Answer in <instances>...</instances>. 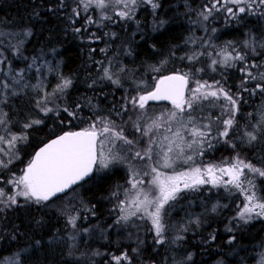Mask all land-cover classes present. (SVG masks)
Returning a JSON list of instances; mask_svg holds the SVG:
<instances>
[{
	"label": "trees",
	"instance_id": "1",
	"mask_svg": "<svg viewBox=\"0 0 264 264\" xmlns=\"http://www.w3.org/2000/svg\"><path fill=\"white\" fill-rule=\"evenodd\" d=\"M157 1L161 6L155 13L153 9L147 10L141 4L140 9L138 8L139 12L131 20L117 18L119 20H113L114 22L105 20L102 24H89L87 23V17L90 16L88 11L85 14L80 12V15L76 17L73 14V9L78 6V0H63V4L61 0H0V32L29 31L31 33L22 46L24 57L31 58L42 54L50 60L51 52H53V61H59L60 75L72 80L67 99L71 109L77 113L75 118H69L67 113H63L60 116L61 121L55 120L54 116L43 118L37 112L36 102L41 96L36 91L27 88L9 96L3 106L6 121L8 120L11 124L13 133L27 134L26 140L17 143L20 159L11 165L10 172L18 174V168L22 171L31 160L34 151L56 134L86 128L91 121L89 119H95L94 116L97 115L111 114V117H115L125 97L122 92L124 85L121 83L120 86H116L111 81L102 79L98 81L102 63L106 62L111 54L115 56L112 47L118 45V47L126 48L127 55L122 60L128 70L127 75H133L135 82L144 78L149 79L147 78L149 75L144 76L142 72L153 65L164 64L161 66L160 75L178 71L180 64L176 57L187 51L186 42L191 34L188 22L175 17V8L173 14L172 6L177 4L178 11L183 13L188 4L195 5L196 0ZM202 2L203 5L208 3L199 0L198 8ZM198 8H192L193 14L198 12ZM91 14L94 21L100 19L98 14L94 12ZM151 20L154 22L164 20L165 23L163 27H160L158 23L155 30L151 31L147 29ZM254 25L260 26L261 23L252 19H243L241 24L229 25L219 30L216 39L219 42H240L247 31H253L258 37L261 36L262 34L255 32ZM75 29L80 31L77 32ZM142 30L148 31L141 33ZM132 33L133 36H131ZM101 49L105 51L102 52ZM124 49L119 52H123ZM246 58L249 63L264 64V49L259 50L252 59L250 56ZM242 66L243 64L236 68H221L217 73L209 74L208 77L200 74L198 79L206 77L211 83L220 80L224 87L231 88L235 93L238 90L237 83L239 86L242 79L239 71ZM136 68L137 71H135ZM254 83L251 82L247 86L254 87ZM127 89L130 90V88ZM241 95L243 103L239 106L236 125L241 121L246 123L244 128L247 129V120L256 121L257 118L262 119L264 116V94L257 92L252 95L250 92H242ZM77 104L80 105L79 109L76 108ZM205 110L209 111L208 107ZM242 113L248 116L242 119ZM260 114L261 117H259ZM86 118L88 119L85 120ZM33 119H40L43 123L25 129L23 125ZM217 127L218 125H215L213 128V136L216 135ZM233 133L229 136L231 141ZM234 144L235 148H229L222 139L213 140V147L207 148L205 145L203 156L197 157L196 162L203 164L212 157L216 158L211 161L214 159L217 161L224 155L228 157L239 155L245 161L264 168V135L253 144L244 146L238 139L237 144ZM123 180H125L123 174L117 169L103 175L94 172L89 180L67 194L40 205L26 203L23 197H18V206L5 208L0 212V240L8 244L5 247L2 246L0 254L6 256L15 251L23 252L21 264H116L112 257L121 253H127L129 257L128 261H122L121 264H213L216 259H220L218 263L221 262V264L224 262L253 263L254 245L260 241L264 233L262 221L243 225L240 231L233 229L229 234L226 233L230 228L227 221L225 225H228V228L223 232L224 218L210 213L199 214L202 219L200 230L196 231L197 229L194 230L195 228L192 227L185 234V238L175 242L172 247L168 243L167 236L165 243L158 245L155 243V235L149 233L144 235L142 240L135 242L126 241L122 233L112 238V233L107 232V229L109 226H117L115 224L117 210L115 202H112L111 192L115 188L113 185ZM73 193L78 194L79 200V204L75 207H81L79 228L91 227L89 236L93 238L88 236L86 243L85 237L81 236L77 244L70 249L69 242L66 240L67 213L57 214L55 211L62 209L60 208L62 201ZM47 203L52 204V209L44 207ZM75 207H72L70 212L74 211ZM195 210L198 211V208ZM213 236L215 239H212ZM230 239L231 243H229ZM36 241H40L39 245L35 243ZM87 248L104 251L105 255H102L96 263H89L84 258H78L79 254H85L83 251ZM24 249L27 251H22ZM86 252L92 251L87 249ZM189 254H191V260L186 259ZM185 259L187 263H184Z\"/></svg>",
	"mask_w": 264,
	"mask_h": 264
},
{
	"label": "snow or ice",
	"instance_id": "2",
	"mask_svg": "<svg viewBox=\"0 0 264 264\" xmlns=\"http://www.w3.org/2000/svg\"><path fill=\"white\" fill-rule=\"evenodd\" d=\"M63 4V0H61ZM141 4L150 5L155 13L161 5L157 0H78L77 8L73 9L75 16L80 15V10L87 12L90 7H95L100 11V19L94 21L89 16L87 23L102 24L103 21H113L115 17L120 20H131L136 9ZM225 12L228 19L238 20L241 14H255L257 11L264 13V0H209L202 6L198 13L201 21H208L214 12ZM114 22V21H113ZM165 21L161 20L159 26L163 27ZM79 32L80 29H75ZM216 29L213 28L212 32ZM25 36L31 35L29 31L24 32ZM113 35H115L113 33ZM2 43V42H0ZM21 45L23 41L19 42ZM195 43V41H193ZM212 47L209 41L204 42ZM245 48H251L255 52L250 40L244 42ZM14 53H19L20 48L13 46ZM105 51V49H101ZM207 55L215 57L211 59L208 67L215 72L217 66L223 68H236L238 63L243 66L239 68L242 74L241 82L237 92L233 93L231 88L224 87L219 80L209 83L208 81L194 79L196 73L203 72V68L196 69L195 72L174 71L169 75H160L155 79L154 86L147 90L144 81L136 84V95L124 97L125 103L121 106L116 115L122 119L121 124H117L115 119L109 116H97L92 120L88 127L79 131H67L62 135L56 136L39 149L22 170L19 176L13 175L7 181L12 186L11 192L0 187V212L5 208L18 206V197H23L26 203L40 205L50 201L57 194L65 192L72 185L90 176L94 172H101L110 168L114 163H129L130 187L124 189V199H120L116 208L120 215L117 223L128 222L131 218L137 217L141 220H149L152 231L155 233V243H165L164 214L166 206H171L183 192H198L205 185L211 187H224L226 190L235 189L243 196V201L238 205V211L233 219H238L243 223L255 217H264V197H259L255 190V184L249 173L264 177V168H258L249 161H245L239 155L233 156L230 160H225L219 164L207 163L199 166L188 167L184 171L169 174L163 169H173L178 161L184 164L195 163L197 156H203L205 145L207 148L213 147V140L222 139L225 144L235 148V144L229 139L230 132L236 126V116L243 103L242 92H250L255 95L257 92L264 94V64L255 62L249 63L246 53L237 50V47L229 41L220 50L213 52L193 53L182 59L198 61L200 56ZM3 53L0 51V63H3ZM163 63V62H162ZM35 64H29L31 69ZM156 72L160 68L153 69ZM121 72L124 69H120ZM23 72V70H20ZM5 75H10L5 73ZM20 76V73L16 74ZM103 79L111 81L116 86L121 85L119 78H113V74L108 67L103 68ZM23 79H15L14 83L19 84ZM251 82L254 87L247 85ZM72 84V80L61 77L52 95L45 94L36 102V107L45 115L54 109L48 107L55 93H63ZM38 87V85L33 86ZM0 89L11 90L12 84L6 80H0ZM11 94L15 95L16 92ZM0 97L6 98V91H0ZM149 101H169L171 109H166L158 115L149 113ZM204 102L212 104L214 107L219 105L222 115L216 119L198 118L195 116L197 108ZM79 109L80 105L77 104ZM63 111L69 117L75 118L77 113L69 110L68 107ZM135 115V120L132 115ZM128 115V120H123V116ZM227 118H224V117ZM6 114L0 113V128L7 129ZM202 119H208V123H203ZM222 120V130L217 128L216 135L213 136V126L220 125ZM43 123L42 120H32L25 123V129L32 128L33 125ZM131 123L140 139H129L125 135V127ZM253 130H244L239 137L241 142L253 144L260 136L264 135V116L261 121L252 126ZM7 136V138H6ZM27 139V134L0 135V145L7 144L13 158L15 156V145L18 141ZM147 143L142 149L133 151L138 144ZM99 145V148H98ZM107 152H105V147ZM119 149V151H117ZM4 151L0 147V152ZM120 151L125 154L120 155ZM191 153V154H189ZM133 161L148 163L144 164L143 169H137L132 165ZM9 159L8 163H11ZM0 167H7V163L0 160ZM151 177L145 186L144 177ZM118 198V193H113ZM213 206V211H215ZM76 216L68 217V224L76 227ZM199 224V218L190 221ZM187 230L186 228L184 229ZM87 232L88 229H84ZM228 231H232L231 228ZM15 239V236H13ZM74 239V237H70ZM182 236H177L173 243L182 240ZM215 239V236L212 237ZM39 245L40 241L35 242ZM231 243V239L229 240ZM22 251H27L24 249ZM135 251V250H134ZM12 264H21L19 253L13 254ZM116 264L128 261L127 253L113 256ZM191 260V254L186 258Z\"/></svg>",
	"mask_w": 264,
	"mask_h": 264
},
{
	"label": "rangeland",
	"instance_id": "3",
	"mask_svg": "<svg viewBox=\"0 0 264 264\" xmlns=\"http://www.w3.org/2000/svg\"><path fill=\"white\" fill-rule=\"evenodd\" d=\"M202 1H206L209 2V0H202ZM159 3V1H157ZM199 0H196L195 5L194 4H188V7H186V10L184 9L183 13H180L178 11V5L175 4L173 5V9H172V13L174 14V8H175V12H176V16L179 19L181 18V20L188 22V28H189V33L191 34L189 36V39L185 40L186 42V52L184 53H180L178 58V64H180V67H178V71L180 72H195L196 69L199 68H203L204 71L200 72V73H196L194 79H198V77L200 76V74H203L204 76L207 75V77L209 76V74L211 73H217L221 68L220 66H217L216 71L213 72L208 65L211 62L213 57H208L207 55H203L200 56L198 61H189L187 59H182V57H187L189 55H192L193 53H199V52H213V51H219L221 47H223L225 44H227V41H223V42H219L217 41L216 37H217V33L219 32V30L228 27L229 25H233L236 26L239 23L241 24V21L243 19H252L253 21H257L260 22L261 25H254L255 26V32L257 34H262L261 36H257L253 31H247L245 32L244 38L238 42V41H231L236 47L237 50L243 51L244 53H246V56H250V58L252 59V56L256 55L257 52L262 49H264V13L257 11L255 14H241V17L238 20H230L227 17V14L223 11L221 12H214L213 15L209 18L208 21H201L198 13L202 10V6H203V2L202 5L200 4L199 8H198V3ZM197 5V6H196ZM142 7L144 6L147 10L152 9L150 5L147 4H142ZM199 9L198 12H196V14H193L194 9L192 8H197ZM139 6L136 9V13L135 15H137V13L139 12ZM157 11V9L155 10ZM178 11V12H177ZM82 14H85L86 12H84L83 10L80 11ZM91 12H94L95 14H98V17H100L101 13L99 10H97L95 7H90L88 12L89 15L91 16ZM178 13V14H177ZM192 13V14H191ZM109 14L113 15V20L114 21H118L119 19H117L118 17H115L114 13L111 12V10H109ZM134 15V16H135ZM76 17V16H75ZM73 19H75L73 17ZM72 19V20H73ZM88 19V17H87ZM159 21H150L149 25L147 26L148 30H155V27L157 26V24L160 22ZM164 21V20H163ZM139 22V20L137 21ZM147 25V24H146ZM215 28L216 31L212 32V29ZM254 28V27H252ZM249 29H251L249 27ZM148 30L145 31H141V33H145ZM131 36H133V33L131 34ZM28 36L24 35V32L22 31H12V32H0V51H2L3 53V63H0V80H6L8 83L12 84V89L11 90H3L0 89V91H6V98L4 97H0V113L5 114L4 110H3V106H4V102L6 101V99H8L9 96H13V94H11L13 91L17 93L29 88L33 91H36L38 93V95L40 94V96L42 97L45 94H49L52 95L54 93V90L57 86L58 83H60L61 81V76L60 75V71H59V61H53V52H51V56H50V60L42 54H39L41 56H36V57H24L23 53H22V46L26 43ZM246 40H250L252 43V46L255 48V52H253L251 50V48H245L244 47V42ZM23 41V44L21 45L19 42ZM193 41H195V43H193ZM205 41H209L210 44L212 45V47H209L208 45H206L204 42ZM13 46H17L20 48L19 53H14L13 50ZM180 47V46H179ZM125 47H112V50H114L115 52V56L114 55H110L106 62L102 63V70H101V74L99 75L98 81L99 80H104V81H108L106 79H103V68L104 67H108L110 69V72L113 74V78H119L121 83L124 85L123 86V90L122 92L124 93V96H128V95H136V84L140 81H144L146 86H147V90H151V87L154 86L155 83V79L158 78L161 74V66L164 64H161V66L159 65H153L152 67H150L149 69H146L143 73V75H149L147 78L149 79H140L139 81L135 82L133 79V75H127L128 70H126L125 67V63L123 62L122 59H124L126 57V48ZM124 49L123 52H119V50ZM50 50V49H49ZM48 50V51H49ZM33 58H35V64L34 66L29 69L28 65L29 64H33ZM175 58V57H173ZM55 60V59H54ZM21 63H24L22 66L20 65ZM252 63V62H251ZM242 63H238V65H241ZM124 69L123 72L120 71V69ZM155 68H160L159 72L154 71L153 69ZM20 70H23V72H20ZM138 69L136 68L135 71H137ZM209 70V71H208ZM130 72H134V71H130ZM5 73H9L10 75H5ZM20 73V76L23 77V79L21 80V82L17 85L14 83L13 78L15 79H20V76H17L16 74ZM65 78V77H63ZM52 80L50 83L49 81ZM148 80V81H147ZM202 81L206 80V77L204 79H200ZM220 81V80H219ZM223 81V80H222ZM110 82V81H109ZM209 83H211V81H208ZM129 85H126V84ZM38 85V87H33ZM128 86V87H127ZM227 86H229L227 84ZM72 85L67 88L63 93H55V95L53 96V99L50 103H48V107L53 108L54 110L50 113H48L47 115H45L43 112H41L37 107V112L38 114H40L41 116H43V118L48 117V116H54L55 120L58 119V121L60 119V116L65 113L63 111V108L68 107L69 110H72L70 107V102L67 99V93L69 90H71ZM230 87V86H229ZM237 87H238V83H237ZM127 88H130V90H128ZM125 103L124 97H123V102L121 103V106ZM218 106V107H217ZM217 106H213L212 104L208 103V102H204L203 105L199 108H197L196 112H195V116L198 118H210V119H216L217 117H220L222 115L221 113V108L219 107V105ZM208 107L209 111L205 110V108ZM121 108V107H120ZM172 106H166V105H148V111L149 113H155V114H159L160 112L166 110V109H171ZM120 110V109H119ZM119 110L117 112H119ZM205 110V111H204ZM116 112V113H117ZM115 113V117L112 116L111 118L117 119L116 123L119 125L122 123V119L120 116L116 115ZM255 113V110H254ZM131 114V113H130ZM132 115V119L135 120V115ZM98 116V115H97ZM97 116H94L95 118ZM99 116H106V115H99ZM248 115H244L242 113V119L246 118ZM77 117V115H76ZM259 117H261V114L259 115ZM70 118V117H69ZM224 118H227L226 116ZM6 119V118H5ZM88 118H86L85 120H87ZM129 116L128 115H124L123 116V120H128ZM33 120H37V119H33ZM40 120V119H39ZM89 120H94V118H90ZM64 123L66 124L67 122V117L65 116L64 119ZM90 121V122H91ZM258 121H261V118H257L256 121H252V120H247V129L248 131H252L253 125H256L258 123ZM203 123H208V119H202ZM249 122H250V126H249ZM256 122V123H255ZM246 125V123H243L241 121H239V123L236 125L235 128H233L232 132H234V136L231 138L232 139V143H236L237 144V139L239 141L240 140V136L243 134V131L245 130L244 126ZM217 126V125H216ZM88 127V124L87 126ZM126 131H125V135L128 136L129 139H133V140H139L140 136L139 133H136L135 130L132 128L131 123L124 125ZM215 127V125L213 126V128ZM246 127V126H245ZM217 128H220L222 130V120L220 125H218ZM232 132L230 134H232ZM6 133L9 134H16L13 133L11 130V124L8 122L7 120V129H3L0 128V135H5ZM213 133V132H212ZM18 135V134H17ZM7 138V136H6ZM233 138H234V142H233ZM20 141H18L17 143H19ZM17 143L15 145V149L12 150L15 153V156H18L19 158H13L8 145L7 144H3L0 145V147H2L4 149V151L0 152V160H3L4 163H7V167H0V187L5 188L6 191L11 192L12 190V186L7 184V181L12 178L13 175L19 176L22 174L21 168H18V174L16 172H10V167L12 164H15L19 161L20 159V155L19 153H17ZM147 143V140L145 139L144 143L142 144H138L135 148H133V151L137 150V149H142L145 144ZM243 145L245 146V144L247 145V143L242 142ZM226 146H228L229 148H231V146L229 144H227ZM107 147H105V152H107ZM99 148V145H98ZM117 151H119V149H117ZM35 152V151H34ZM125 153L123 151H120V155H124ZM191 154V153H189ZM233 156L236 155H232L231 157L229 156H222L221 160H217L214 159V161H211L213 158L216 157H212L211 160H209L207 163H214V164H219L225 160H230ZM199 157V156H197ZM195 158V163L189 162V164H184L182 161H178L177 164L174 166L173 169H163V171L168 172L169 174H172L173 172H180V171H184L186 168L188 167H194V166H199L202 165V163H200L199 161L196 162ZM32 158V157H31ZM228 158V159H227ZM9 159H11V163H8ZM30 162V161H29ZM148 163L147 161L144 162H140V161H133L132 165L139 169H143L144 168V164ZM207 163H203V164H207ZM258 168H263L261 166L255 165ZM120 170L121 173L123 174L125 180H123V182H119L117 184H114L113 187H115L111 194L113 195V193H118V198L116 196L113 195L112 197V202H115V208L116 205L119 203L120 199H124V189L126 187H130V185L128 184V180H129V163L127 161H125L124 163H114L110 166L109 169L101 171V172H96L98 175H103L105 173L114 171V170ZM249 176L253 178L254 180V184H255V190L257 192V195L259 197H264V177H260L258 175L255 174H251L249 173ZM151 177H144L145 179V186H147V180L150 179ZM243 196H241L237 190H235L234 188L231 190H226L224 187H216L213 188L211 187V185H205L202 186V188L200 189V191L198 192H183L180 197L172 203L171 206H166V212L164 214V223L166 226V230H165V237L167 236V238L169 239L168 243L170 244V246H173V241L175 240V238L177 236H182L183 239L185 238V234L187 232H189V230L194 227L196 231H199L201 228V222L202 219L200 218V215L206 214V213H210V214H214L217 217H222V219L224 218L225 222L223 224L224 228H223V232L226 231V229L228 228V225H225V223L228 222V224L230 225L229 227L233 230L236 231H240L242 226L247 225L249 223H253L256 221H262L264 223V217H255L254 219L248 221V223H243L242 221L238 220V219H233V217L236 216V213L238 211V205L241 204V202L243 201ZM78 194H69V196H66L64 201H62L61 203V207L62 209H56V213L57 214H62V213H67V218L65 220L66 224H67V235H66V240L69 242L68 246L71 249V247L73 245L77 244L78 239L81 236L85 237V242L87 243V239L89 236V232L91 230V227H84V228H79L80 223V217H79V211L81 209V207H75L79 204L78 202ZM213 206L215 207V211H213ZM46 209H52V204H45ZM75 207L76 209L72 212H70L71 208ZM195 208H198V211L195 210ZM193 209L195 211H193ZM117 210V218L120 215L119 213V209L116 208ZM228 212V213H225ZM76 216V227L73 228L72 225L68 224V217L69 216ZM117 218L115 220V224L117 225L115 226H109L107 229V232H111L112 233V238H114V236H116L118 233H122L124 235V238L126 239V241L129 242H135V241H140L143 239L144 235L146 234H152L155 235L154 231H152V225L151 222L149 220H141L137 217H133L130 219V221L128 222H120L117 223ZM199 218L200 223L194 224V223H190V221H193L195 219ZM227 221V222H226ZM87 222V220H86ZM79 224V225H78ZM187 229L186 231L184 229ZM84 229H88L87 232H84ZM226 233L230 234V231L228 232V230L226 231ZM70 237H74V239H70ZM91 238H93V236H89ZM182 239V240H183ZM181 240V241H182ZM179 241V240H178ZM177 242V241H176ZM7 242H3L2 240H0V249H2V246H7ZM255 247V252L254 255V261L252 264H264V233L260 238V241L256 243V245H254ZM88 249V251H92V252H86ZM84 249V253L85 254H79L77 257L81 258V259H85L86 261H88L89 263H96L97 260L102 256L105 255L104 251H98L97 249H90L87 248ZM254 249V248H253ZM15 253H19L20 254V258H21V254H23V252H13L9 255H2L0 254V264H12V261L14 260V256L13 254ZM25 253V252H24ZM112 256V255H111ZM220 261V259H216L214 261L213 264H221L218 263ZM184 263H187V260H184ZM223 264H228L226 262H224Z\"/></svg>",
	"mask_w": 264,
	"mask_h": 264
},
{
	"label": "water",
	"instance_id": "4",
	"mask_svg": "<svg viewBox=\"0 0 264 264\" xmlns=\"http://www.w3.org/2000/svg\"><path fill=\"white\" fill-rule=\"evenodd\" d=\"M169 74H171V73H169ZM169 74H165V75H169ZM149 103H152V104H166V105H171V103H170L169 101H149ZM79 130H80V129H74V130H70V131H79ZM64 132H67V131H64ZM64 132H61V133H59V134H56L55 136L49 138V139L46 140L44 143H42V144H41V145L35 150V152H34L33 155H32V158H33V156L35 155V153H36L37 151H39L40 148H42L45 144L49 143V141H51L52 139H55L56 136L62 135ZM32 158H31V159H32ZM93 174H94V173H92V174H91L90 176H88V177H85L84 180L79 181L77 184L72 185L69 189H66L65 192L57 194V196L51 198L50 201H52V200H54V199H56V198H58V197H60V196H63V195H65V194H67L68 192H70V191H71L72 189H74L75 187H77V186H79L80 184H82L83 182L89 180V179L92 177ZM47 202H49V201H47Z\"/></svg>",
	"mask_w": 264,
	"mask_h": 264
}]
</instances>
